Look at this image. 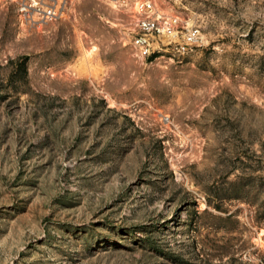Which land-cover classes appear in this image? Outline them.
Listing matches in <instances>:
<instances>
[{"label":"rangeland","instance_id":"obj_1","mask_svg":"<svg viewBox=\"0 0 264 264\" xmlns=\"http://www.w3.org/2000/svg\"><path fill=\"white\" fill-rule=\"evenodd\" d=\"M170 5L203 42L142 61L102 0H0V264H264V0Z\"/></svg>","mask_w":264,"mask_h":264},{"label":"built area","instance_id":"obj_2","mask_svg":"<svg viewBox=\"0 0 264 264\" xmlns=\"http://www.w3.org/2000/svg\"><path fill=\"white\" fill-rule=\"evenodd\" d=\"M122 24L123 41L142 61L180 58L203 42L200 26L170 5L171 0H102ZM19 22L41 29L67 17V0H16Z\"/></svg>","mask_w":264,"mask_h":264}]
</instances>
